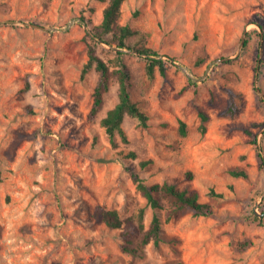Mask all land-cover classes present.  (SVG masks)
I'll use <instances>...</instances> for the list:
<instances>
[{"label":"rangeland","instance_id":"1","mask_svg":"<svg viewBox=\"0 0 264 264\" xmlns=\"http://www.w3.org/2000/svg\"><path fill=\"white\" fill-rule=\"evenodd\" d=\"M107 2L0 0V264H264V0L124 1L121 23L146 34L165 72L150 78L146 59L123 49L149 120L127 116L118 148L101 125L118 82L91 117L99 74L81 77ZM97 50L110 62L119 49L98 41ZM232 98L237 112L226 114ZM128 167L198 192L214 213L167 221L162 209L161 246L123 252L121 229L95 210L125 218L145 207L149 226L154 211Z\"/></svg>","mask_w":264,"mask_h":264},{"label":"trees","instance_id":"2","mask_svg":"<svg viewBox=\"0 0 264 264\" xmlns=\"http://www.w3.org/2000/svg\"><path fill=\"white\" fill-rule=\"evenodd\" d=\"M105 1V0H103ZM125 0H108L103 10V19L97 25L91 26L92 35H88L91 42L88 43V60L84 64L81 77L84 79L91 69H95L98 74V81L93 91V105L90 116L95 117L102 110L105 102V95L109 92L113 81L119 85L118 101L110 108L101 119V125L115 148L119 146V139L123 143H128V135L124 128V121L127 116L139 120L142 126L148 125L149 115L141 108L134 99L132 90V70L125 60L123 49L134 50L141 57L146 59V72L150 78L155 76L156 69L165 72V61L159 59V53L148 47L146 44V34L128 24L121 23V8ZM138 38L132 43V38ZM98 40L116 47L115 57L106 61L98 54ZM247 41H245V46ZM203 58H200L199 64ZM237 105L232 98L231 104L226 110V114H235ZM201 117L200 130L205 132L208 115L199 111ZM186 122L180 120V134L187 135ZM256 139H254V143ZM262 150L259 148V156ZM125 156L136 157L134 151H130ZM152 162L141 160L140 168H146ZM131 177L136 184L137 190L147 200V204L153 209V216L149 226L145 224V207L138 208L133 214L122 217L117 209H110L99 205L95 210L98 221L104 223L109 228L121 229V245L123 252L133 257H142L145 254L147 245L153 243L160 247L165 237L162 227L160 210L166 209V220L169 221L178 217L184 210H191L197 215H211L214 213L210 204L200 201L198 192L194 190L181 189L174 183L164 181L163 183H147L140 175V171L135 167H128ZM232 175L247 178L246 171L234 169ZM2 174L0 170V180ZM211 195L215 197L223 196L222 193L211 190ZM166 203V204H165ZM166 205V206H165Z\"/></svg>","mask_w":264,"mask_h":264},{"label":"water","instance_id":"3","mask_svg":"<svg viewBox=\"0 0 264 264\" xmlns=\"http://www.w3.org/2000/svg\"><path fill=\"white\" fill-rule=\"evenodd\" d=\"M82 21V20H81ZM83 23H84V21H82ZM85 24V23H84ZM88 32H89V34L90 35H92V32L90 31V30H88ZM98 41H100V42H102L101 40H98ZM102 43H104V42H102ZM106 44V43H105ZM107 45H109V44H107ZM110 46V45H109ZM113 47V46H112ZM226 59H228V58H224V60H226Z\"/></svg>","mask_w":264,"mask_h":264}]
</instances>
